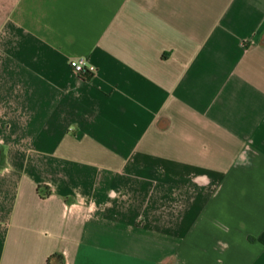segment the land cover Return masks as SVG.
I'll use <instances>...</instances> for the list:
<instances>
[{"label":"crops","instance_id":"crops-1","mask_svg":"<svg viewBox=\"0 0 264 264\" xmlns=\"http://www.w3.org/2000/svg\"><path fill=\"white\" fill-rule=\"evenodd\" d=\"M263 235L264 0H0V264H264Z\"/></svg>","mask_w":264,"mask_h":264},{"label":"built area","instance_id":"built-area-1","mask_svg":"<svg viewBox=\"0 0 264 264\" xmlns=\"http://www.w3.org/2000/svg\"><path fill=\"white\" fill-rule=\"evenodd\" d=\"M70 67L72 71L80 78H89L96 74L97 68L88 63L86 58H76L71 60Z\"/></svg>","mask_w":264,"mask_h":264},{"label":"trees","instance_id":"trees-1","mask_svg":"<svg viewBox=\"0 0 264 264\" xmlns=\"http://www.w3.org/2000/svg\"><path fill=\"white\" fill-rule=\"evenodd\" d=\"M86 79H88V78H86ZM251 240H254V239L251 238ZM259 240L264 243V235L261 236L259 238ZM53 259H58L59 260V264H65V259H64L63 255H61V254H56V255L52 256L49 259V264H51V262H52Z\"/></svg>","mask_w":264,"mask_h":264}]
</instances>
